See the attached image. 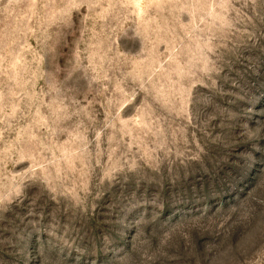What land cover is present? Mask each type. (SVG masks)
I'll return each instance as SVG.
<instances>
[{
  "label": "rangeland",
  "instance_id": "obj_1",
  "mask_svg": "<svg viewBox=\"0 0 264 264\" xmlns=\"http://www.w3.org/2000/svg\"><path fill=\"white\" fill-rule=\"evenodd\" d=\"M0 264H264V0H0Z\"/></svg>",
  "mask_w": 264,
  "mask_h": 264
}]
</instances>
